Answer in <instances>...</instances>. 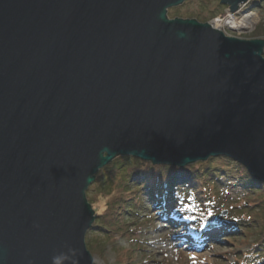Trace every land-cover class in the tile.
<instances>
[{
    "label": "water",
    "instance_id": "obj_1",
    "mask_svg": "<svg viewBox=\"0 0 264 264\" xmlns=\"http://www.w3.org/2000/svg\"><path fill=\"white\" fill-rule=\"evenodd\" d=\"M185 2L0 0V264H96L87 191L119 155L264 184V40L169 19Z\"/></svg>",
    "mask_w": 264,
    "mask_h": 264
},
{
    "label": "trees",
    "instance_id": "obj_2",
    "mask_svg": "<svg viewBox=\"0 0 264 264\" xmlns=\"http://www.w3.org/2000/svg\"><path fill=\"white\" fill-rule=\"evenodd\" d=\"M260 1L249 0L247 5ZM261 33L264 35L263 26ZM199 163L183 169L156 167L151 162L119 155L101 170L87 192L91 204L99 206L105 202L101 205L105 209L99 210L103 213H97L86 240L95 261L98 264H123L121 255L113 252L122 254V246L130 247L139 241L147 245L149 222H143L146 217L138 211L145 206L143 198L146 196L148 206L161 210L159 217L162 220L183 231L182 241L191 245L194 240V246L201 249L206 248L209 241L214 243L219 238L213 233V227L221 228L215 224L217 222L205 225L209 214L216 208L221 212L228 210L233 220L225 222L224 238L236 236L239 226L248 227L249 230L243 231L247 238L257 236L245 258L235 263L257 264L258 261L264 264V201L261 200L264 184L252 177L243 165L226 156ZM238 183L245 190L244 196L233 201L224 200L222 193L230 195L231 188ZM135 222H139V226L131 229Z\"/></svg>",
    "mask_w": 264,
    "mask_h": 264
},
{
    "label": "rangeland",
    "instance_id": "obj_3",
    "mask_svg": "<svg viewBox=\"0 0 264 264\" xmlns=\"http://www.w3.org/2000/svg\"><path fill=\"white\" fill-rule=\"evenodd\" d=\"M247 4L248 3L241 5L237 12L229 13L225 11L228 10L229 7L222 5L220 0H186L184 4L170 8L168 10V17L169 19L177 17L182 19H196L202 23H211L216 17H221L223 19L221 23H223L220 25L222 27L219 29L225 32L227 36L245 40H264V35L261 33V28L262 26L264 27V0L254 3L252 6ZM248 13L256 14L259 17V21L251 25L252 27L250 26L242 31L230 29L229 22L233 15L237 16L238 19H242V17ZM198 164L200 163H195L193 166H197ZM187 167L188 166L185 168ZM99 172L97 174H99ZM239 184L240 183L235 184V186L231 188L230 195H226L223 192V199L226 201H233L244 196L245 190L241 188V186H238ZM90 187H92V185ZM145 192L143 191L144 195H146ZM248 195L252 196L251 194ZM145 197L146 196L143 198L145 206L138 211H140L139 213L141 216L145 215L146 217L142 219V221L149 222L147 228L150 229V232L146 235L145 240V244L147 245H142V241H139L132 244L130 247L122 246L120 249L124 250L122 254L113 252V254L117 253L121 255L120 259H122L123 264H236L235 262L237 260L245 258V253H247L250 246L257 241V236L247 238L243 234V231L249 230L247 226L240 227L238 225L239 227L236 228V236L233 235L230 239L224 238L226 234L223 231L224 234L220 235L215 243L210 241L206 243V248L201 249L200 247H195L194 245L196 242L194 240L191 245L186 244L185 241H182V238H180L183 231H179V228L176 230L166 220H162L159 217L161 210H157L156 208L152 209L153 207L148 206L149 201ZM261 200L264 201V196L261 197ZM101 205H105V202L103 201L99 206L91 204L96 215L98 212L103 213L99 211L105 209V207H101ZM135 220L134 218L133 221ZM232 220L228 210H223L221 212L219 208H216L212 210L209 217L205 220V225L207 226L209 223L217 222L215 223L216 225L225 227V222ZM135 223L136 225H133L131 229H136L140 224L139 222ZM90 230L87 232L86 240L89 237ZM90 237L94 238L95 236ZM95 263L98 264L96 261ZM256 263L259 264L258 261Z\"/></svg>",
    "mask_w": 264,
    "mask_h": 264
},
{
    "label": "bare ground",
    "instance_id": "obj_4",
    "mask_svg": "<svg viewBox=\"0 0 264 264\" xmlns=\"http://www.w3.org/2000/svg\"><path fill=\"white\" fill-rule=\"evenodd\" d=\"M259 21V17L254 14V13H248L242 17V19H238L237 16H232L230 22H229V27L232 30L236 31H242L253 25L255 22ZM223 23V22H222ZM222 23H214L215 25H218L220 28ZM252 27V26H251ZM246 168V167H245ZM209 225H213V223H209ZM214 231L213 233L218 234L219 236L224 234L223 232V226L221 228L216 229L213 227ZM215 243V242H214Z\"/></svg>",
    "mask_w": 264,
    "mask_h": 264
},
{
    "label": "built area",
    "instance_id": "obj_5",
    "mask_svg": "<svg viewBox=\"0 0 264 264\" xmlns=\"http://www.w3.org/2000/svg\"><path fill=\"white\" fill-rule=\"evenodd\" d=\"M221 21H223V19L221 17H216L212 22L213 23H221ZM222 27V26H221ZM220 27V28H221Z\"/></svg>",
    "mask_w": 264,
    "mask_h": 264
}]
</instances>
